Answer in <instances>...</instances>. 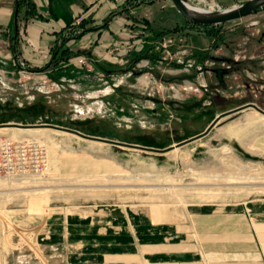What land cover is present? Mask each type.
<instances>
[{
	"label": "rangeland",
	"instance_id": "374dc122",
	"mask_svg": "<svg viewBox=\"0 0 264 264\" xmlns=\"http://www.w3.org/2000/svg\"><path fill=\"white\" fill-rule=\"evenodd\" d=\"M31 1L23 0L24 6ZM147 1L124 0V6ZM245 1L191 0L208 11ZM167 2L174 4L161 0L159 6ZM82 23L78 16L74 25ZM186 23L183 17L157 35L146 20L133 19L140 31L137 45L114 53L123 59L122 51L133 49L128 61L98 72L81 64L84 75L72 72L66 82L48 80L20 57L0 61V123L42 120L165 148L203 132L218 114L240 104L264 109V6L208 25L213 34ZM92 57L89 53L87 63ZM225 128L250 148L226 136ZM0 139L36 141L49 160L39 175L0 178V264H149L140 257H153L140 246L150 240L155 249L180 243L176 256L199 260L196 218L217 221L232 214L236 225L248 224L251 235L234 227L222 237L252 240L264 264V115L254 108L222 119L207 136L172 155L114 148L55 129L24 134L10 127ZM133 254L138 257L122 261ZM176 256L171 259L178 261Z\"/></svg>",
	"mask_w": 264,
	"mask_h": 264
},
{
	"label": "crops",
	"instance_id": "0c3cea01",
	"mask_svg": "<svg viewBox=\"0 0 264 264\" xmlns=\"http://www.w3.org/2000/svg\"><path fill=\"white\" fill-rule=\"evenodd\" d=\"M29 3L28 7L23 5L22 11L18 14L17 24H15L16 0H0V61L9 63L14 59L10 34H15L17 31L19 57L24 60L29 69L44 67L50 62L54 50L58 47L71 52L72 55H64L65 59L61 60L58 66H52L45 72H39L51 81L61 78L60 82H66L68 78L74 77L70 75L72 72L81 74L85 68L78 63V59L81 56L89 58V53L93 57L87 65L92 69L95 67L96 69L93 70L96 72L102 66L123 65L124 61H128L129 52L133 49L127 52L122 51L121 55H126L123 59L114 56V53L120 47L137 45L140 38H137L136 34L140 31L137 26L131 25L133 19L146 20L150 25V31L158 33L172 28L173 23H181L185 17L174 4L171 6L167 2L166 5L159 6L161 0L141 3L136 7H125L124 0H32ZM112 12H116V16L107 24L105 20ZM78 16L83 17V23L75 26ZM75 33H79L80 36L71 38ZM123 43H125L124 46ZM107 71L111 73V76L114 75L112 69H107ZM226 136L241 138L230 128L226 129ZM241 141L244 142L242 138ZM221 217L222 219L217 221H212L209 217L201 218V220L196 218L195 225L199 229L200 242H194L193 245L197 251L199 250V260L185 256L182 259L181 256H176V254L180 255L183 250L179 248L182 247L180 243H163L161 249H155L156 243L151 240L143 243L140 248L146 249V252H149L153 258H147L148 256L145 257L143 253L141 260L149 264H208L207 258H209L216 259L215 264H226L228 262L222 260L229 258L230 263L233 264L236 262L237 264H260L259 258L254 254L256 249H252V240L246 241L245 238L238 237L226 242L222 237L224 231L231 233L234 227H236V233L249 236L251 234L248 224L236 225L237 219L233 214L226 218ZM156 220L158 223L168 222L164 218L156 217ZM261 237L260 239L264 240V236ZM208 249L210 253L205 255ZM230 249L238 251L232 252ZM172 254L178 257V261L171 259ZM133 256L138 257L135 254L131 257L124 255L122 261H125L124 257L132 259Z\"/></svg>",
	"mask_w": 264,
	"mask_h": 264
},
{
	"label": "water",
	"instance_id": "95a60500",
	"mask_svg": "<svg viewBox=\"0 0 264 264\" xmlns=\"http://www.w3.org/2000/svg\"><path fill=\"white\" fill-rule=\"evenodd\" d=\"M175 7L177 10L185 16V18L198 25H213V24H220L224 23L227 21L239 19L245 16H248L252 14L253 12L259 10L261 7L264 6V0H247L244 3L240 5H236L234 7H231L226 10H215L214 12H211L209 14H199L193 10H191L188 5L186 4L187 0H172ZM16 11H15V24H17L18 21V14H19V5H20V0H16ZM17 29V25H16ZM15 36L17 37V31L15 33ZM249 108H254L258 112L264 115V109H262L258 104L254 102H247L240 104L234 108H231L229 110H226L216 116V118L210 123V125L201 133L185 139L181 142L172 144L168 147L165 148H156L152 146H146V145H141V144H135V143H130V142H125V141H120L116 139H110L102 136H96V135H91L84 133L78 129L70 128L67 126L59 125V124H54V123H21V122H3L0 123V128H5V127H18V128H36V127H47V128H52L58 131H63V132H68L75 134L79 137H82L84 139H88L91 141H96V142H102L105 144H109L113 146L114 148H130V149H137V150H142V151H150L159 155H165L166 153L176 149L180 148L186 144H189L193 141L199 140L205 136H207L215 127L218 125V123L226 118L230 117L232 115H235L241 111H244Z\"/></svg>",
	"mask_w": 264,
	"mask_h": 264
},
{
	"label": "built area",
	"instance_id": "2783aa9c",
	"mask_svg": "<svg viewBox=\"0 0 264 264\" xmlns=\"http://www.w3.org/2000/svg\"><path fill=\"white\" fill-rule=\"evenodd\" d=\"M78 63L87 64V58L80 57ZM36 123L44 122L38 120ZM42 147L36 141L12 142L0 139V178L20 180L41 174L49 164Z\"/></svg>",
	"mask_w": 264,
	"mask_h": 264
},
{
	"label": "trees",
	"instance_id": "16d2710c",
	"mask_svg": "<svg viewBox=\"0 0 264 264\" xmlns=\"http://www.w3.org/2000/svg\"><path fill=\"white\" fill-rule=\"evenodd\" d=\"M155 0H148L147 3H153ZM139 2V0H136V3ZM140 2H146V0H140ZM134 4V3H132ZM23 0H20V5H19V14L20 12L22 11L23 9ZM115 15V12H112L110 14V16L106 19V23L108 24L109 20L111 19V17ZM144 21V20H143ZM146 28L151 30L150 29V25L149 23L146 21ZM187 24H192V22L188 21L187 20ZM194 24V23H193ZM198 25V24H197ZM199 26H203L206 31H209L210 34H213V30H211L212 28H210L208 25H199ZM156 33L157 35L159 34H162L164 32H154ZM80 36V34H74L71 38H78ZM70 37V36H69ZM69 39V38H68ZM10 42H11V47H12V50H13V53H14V56L15 58L18 60L19 58V55H20V52H19V46H18V36L16 37L15 35H10ZM65 54H69V55H72L71 52L69 50H65V49H62L61 50V47L59 48H56L52 54V58L50 60V62H48L44 67L42 68H31L30 70H33V71H37V72H45L47 71L49 68H51L52 66H58L60 61L65 59ZM75 129V128H74Z\"/></svg>",
	"mask_w": 264,
	"mask_h": 264
},
{
	"label": "bare ground",
	"instance_id": "6f19581e",
	"mask_svg": "<svg viewBox=\"0 0 264 264\" xmlns=\"http://www.w3.org/2000/svg\"><path fill=\"white\" fill-rule=\"evenodd\" d=\"M202 1L205 2V0H200L201 3H202ZM186 4L188 5V7H189L191 10H193V11L199 13V14H209V13L215 11V10H214V11H208L209 9H206V8H204V7H201V6H199L198 4L192 3L191 0H187V1H186ZM220 10H226V9H220ZM250 117H252L253 120H257V119H258V117H257L256 115H252V116H250ZM250 117H248V118H250ZM8 128H10V127L0 128V132H3V131H5V130H7ZM50 129H52V128H47V127L19 128V132H20V133H24V134H28V133H41V132H45V131L50 130ZM225 130H226V128H225ZM224 132H225V134H226V131H224ZM238 136H239V135H238ZM238 140L241 142L242 145H245L246 148H250V147L246 144V142H242V141H241V138H239ZM250 144H251V143H250ZM178 149H179V148H176V149L170 151V154L172 155L173 153L178 152ZM224 150L227 152L228 150L230 151V148L227 147V148H225ZM229 151H228V152H229ZM249 167H250V165H249ZM247 227H248V226H247ZM41 257H43V256L41 255ZM43 258H44V257H43Z\"/></svg>",
	"mask_w": 264,
	"mask_h": 264
}]
</instances>
